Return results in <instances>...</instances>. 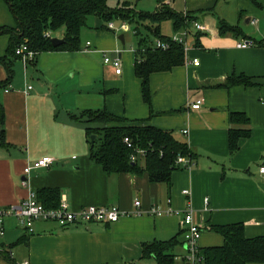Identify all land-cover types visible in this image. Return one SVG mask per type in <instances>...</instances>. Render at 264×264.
<instances>
[{
  "label": "crops",
  "instance_id": "1",
  "mask_svg": "<svg viewBox=\"0 0 264 264\" xmlns=\"http://www.w3.org/2000/svg\"><path fill=\"white\" fill-rule=\"evenodd\" d=\"M177 1L165 0L179 13L190 11L206 29L189 26L188 42L192 44L184 65L151 75L153 116L143 100L142 81L135 74V51L119 50L111 32L116 27L102 28L103 21L98 17L94 49L86 43V48L80 50L61 47L42 51L28 63L21 57L13 60V76L0 87V103L5 110L0 206L19 204L31 191L57 188L61 200L65 197L74 210L115 205L131 212L135 200L140 199L145 212L125 215L114 223L80 221L61 225L38 221L32 232L8 217L5 233L0 235V253L10 251L11 259L0 254V264H158L154 254L145 256V245L172 239L178 241L170 250L174 264H182L181 257L186 253L184 214L159 216L147 212L157 205L184 211L190 202L194 220L202 229L201 248L224 244V236L213 229L217 225L242 224L248 238L264 236V180L259 172L264 155V37L258 40L246 35L219 14V5L179 11ZM221 1L226 5L233 0H218L216 4ZM236 1L239 19L252 25L264 22V8L247 0ZM220 20L238 27L239 33L222 35ZM3 26L16 27V19L9 5L0 0ZM248 39L253 45L237 47ZM9 41V34H0V57L6 55ZM91 51L103 56L97 66L101 71L93 65L95 62L77 54ZM108 51H112L113 58L121 59V73L105 62ZM193 59H199L200 64L194 65ZM104 62L112 69H107ZM241 75L252 84L223 86L228 78ZM8 78L6 66L0 63V83ZM200 99L201 108L193 109L192 103ZM104 109L131 121L150 117L153 125L172 131L177 139L190 145L196 154L194 164L176 169L171 185L151 182L146 173L108 174L91 158L87 124L79 117L85 110ZM233 112L244 113L249 122L233 123ZM232 127L249 132L240 138L239 150L233 154L229 142ZM44 156L55 160L49 167L24 173L28 164ZM184 189L190 194H183ZM168 199H172L171 204Z\"/></svg>",
  "mask_w": 264,
  "mask_h": 264
},
{
  "label": "trees",
  "instance_id": "2",
  "mask_svg": "<svg viewBox=\"0 0 264 264\" xmlns=\"http://www.w3.org/2000/svg\"><path fill=\"white\" fill-rule=\"evenodd\" d=\"M10 7L16 19V27H0V34L10 35L6 55L0 57V63L6 66L9 74L7 81L1 82L0 87L6 86L13 76V60L21 44H27L38 53L67 48L82 49L81 33L91 16L102 19L104 29H109L106 23L114 20L127 22L135 26L134 35L137 39L135 50V74L142 81L143 100L149 104L151 116L152 89L151 75L155 72L170 71L186 62V49L183 43L172 41V36L162 33L164 22L171 21L173 28L188 30L192 25V17L183 16L173 9L165 0H158L159 6L154 12L137 10L131 3L118 0L116 6H111L109 0H4ZM259 8H264V0H247ZM219 31L222 35L228 32L239 33L238 27L229 25L224 20L219 21ZM64 28L63 38L66 43L53 46V32ZM50 33L49 36L47 34ZM169 42L167 49L156 47V41ZM243 84L251 85L249 79L241 75L230 77L223 84L225 87ZM87 124L86 131L91 143V135L96 140L91 146V158L101 164L108 174L132 173L148 174L151 182L172 184L173 172L180 168L177 159L180 156L192 160L196 154L190 145L177 139L172 131L163 130L148 119L131 121L104 110H85L79 116ZM88 118L87 121L84 118ZM93 121L96 126L88 124ZM233 123L247 124L249 118L244 113L233 112ZM5 110L0 103V146L5 145ZM230 152L239 150V140L249 134L248 131L232 127L230 129ZM129 137L133 147H129L125 138ZM136 148L145 150L136 161L131 160ZM38 199L48 208H57L61 202V193L57 188H42L37 192ZM213 229L225 238L221 246L201 248L205 264H249L264 263V236L248 238L242 224L213 226ZM178 243L172 239L166 243L145 245V256L154 254L158 264H174L175 256L170 250ZM10 252V251H9ZM8 251L1 252L10 260Z\"/></svg>",
  "mask_w": 264,
  "mask_h": 264
},
{
  "label": "built area",
  "instance_id": "3",
  "mask_svg": "<svg viewBox=\"0 0 264 264\" xmlns=\"http://www.w3.org/2000/svg\"><path fill=\"white\" fill-rule=\"evenodd\" d=\"M254 24L257 23V20L252 21ZM192 25L199 31H203L206 29V26L197 20L191 21ZM110 29H114L115 25L113 22L108 24ZM122 29L127 30V23H123L121 26ZM183 35H173L172 41L183 43L185 49L189 48L188 38H189V30H182ZM50 33L47 34L49 36ZM253 45L252 40H244L237 44L238 48H247ZM87 47H91V42H87ZM156 47L167 49L169 47V42L162 41L158 39L156 41ZM16 54L22 58V60L26 63L29 61H33L37 52L30 49L27 44H21L17 50ZM106 63H112L116 68L117 73L122 72V64L121 59L119 57L111 58L109 56L105 57ZM194 65H199V59H193L191 61ZM32 88V86H29ZM203 104V100L200 99L197 102L192 103L193 109H200ZM125 142L129 147L132 146L131 139L129 137L125 138ZM146 152L142 148H136L135 153L132 154L131 160L136 161L140 155H144ZM54 158L51 156H44L42 158L37 159L33 163L28 164L24 173H29L33 168H41V167H49L53 162ZM177 164L182 165L185 168H191L194 164V161L185 156H180L177 159ZM259 172L264 180V155L261 157ZM23 184L26 185L27 182L23 180ZM183 194L189 195L190 191L188 189L183 190ZM172 199H168V203L171 204ZM141 200L136 199L134 202L135 209L131 212L124 211L118 206H98V205H89L83 207L78 210L71 209L69 204L67 203L65 197L61 200L59 207L57 208H48L46 207L39 199L36 191H31L29 197L19 204L11 205L8 207L0 206V235H4L5 233V224L4 221L8 217H14L19 226L26 229L28 232H32L34 230V225L38 221H55L61 225H68L71 223H76L80 221L84 222H109L114 223L121 219V217L129 214L142 215L145 211L141 208ZM149 214L153 215H175L183 212V224H184V239L186 246V253L183 257H181L182 264H205V259L202 254V250L200 247V239L202 236L201 227L194 220V209L191 203H188V206L184 211H180L179 209H175L172 206L167 208H161V206H155L147 211ZM23 264H31L30 261H25Z\"/></svg>",
  "mask_w": 264,
  "mask_h": 264
},
{
  "label": "rangeland",
  "instance_id": "4",
  "mask_svg": "<svg viewBox=\"0 0 264 264\" xmlns=\"http://www.w3.org/2000/svg\"><path fill=\"white\" fill-rule=\"evenodd\" d=\"M124 1H128L129 3H131V5H133L136 9L138 10H142V11H147V12H154V10H156V7L158 5V0H124ZM193 3L190 5L189 3H186L185 0H178L176 3V9L177 10H183L185 9V7H189L192 9H204V8H208L211 5L215 6V5H219L220 7H218V9H221V11L219 12V14H221L222 16H225L227 18V20L229 22H231L232 24L237 25L240 29L243 30V32L251 37L257 38L258 40L261 39L262 37H264V22H261V24H257V25H252L250 23H246V20L244 19H239L238 17V11L240 10L239 8V4L236 0H233L232 2H230L229 4L223 5L222 1L220 2V4H216L218 2V0H192ZM118 0H109V4L111 6H116ZM211 4V5H210ZM217 9V12H218ZM183 14V16H188V17H192V19L197 18L195 17L190 11L185 10L181 12ZM213 16V15H212ZM214 17V16H213ZM213 19H211L212 21ZM96 17L95 16H91L88 18L87 21V25L83 28L82 33H81V42H82V47L86 48V43L87 41H90L93 45L91 46L92 49H94V36H95V32L97 31V26H96ZM115 25V29L111 30V32L114 33L115 35V39L117 42V45L119 47V50L124 51H135L137 49L138 43H137V39L134 35V30H135V26L132 24L127 23L128 25V29L124 30L121 28V25L123 24L122 21L120 20H114L112 21ZM106 25H108V23H106ZM163 32L167 35L173 36V35H183V31L182 30H178L176 31L171 22L167 21L164 22L163 24ZM64 35V28L58 30L57 32H53L52 36L53 37H59L61 38ZM120 35H124L125 36V42H123L119 37ZM189 46L192 44L191 41L188 42ZM191 47V46H190ZM90 48V49H91ZM78 55H80L79 57L83 58V60H90L91 62H95L96 64H93L98 71H101L100 68H98L97 66H99V63L101 62L103 56L99 55V54H93L92 51L91 52H80L77 53ZM109 57L113 58L114 54L112 53V51H108L107 54ZM132 58L133 61L135 59V53L132 54ZM104 64H106L104 62ZM18 65L22 68V64L18 63ZM107 69L109 68L112 69L111 65H104ZM112 72L108 73L107 77L110 78L111 77ZM79 77V74H78ZM115 79L114 75H112V80ZM32 83H35V80L33 81L31 78ZM87 117L84 118V120L87 121ZM88 124L92 125V126H96L99 123L97 122H93L90 121L88 122ZM109 264H115L113 262H109ZM123 264H134V263H130V262H124Z\"/></svg>",
  "mask_w": 264,
  "mask_h": 264
},
{
  "label": "water",
  "instance_id": "5",
  "mask_svg": "<svg viewBox=\"0 0 264 264\" xmlns=\"http://www.w3.org/2000/svg\"><path fill=\"white\" fill-rule=\"evenodd\" d=\"M123 42L125 41L124 39V35H120L119 37ZM51 43L53 44V46L57 47V46H60L64 43H66V40L64 38H59V37H52L51 38ZM96 135L93 134L91 135V144L94 145L95 143V140H96Z\"/></svg>",
  "mask_w": 264,
  "mask_h": 264
}]
</instances>
